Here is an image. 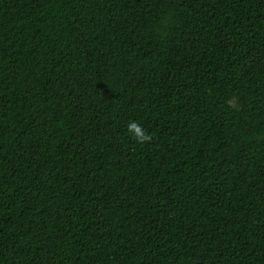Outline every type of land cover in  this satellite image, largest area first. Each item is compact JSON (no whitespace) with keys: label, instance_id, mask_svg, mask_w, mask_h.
Here are the masks:
<instances>
[{"label":"trees","instance_id":"16d2710c","mask_svg":"<svg viewBox=\"0 0 264 264\" xmlns=\"http://www.w3.org/2000/svg\"><path fill=\"white\" fill-rule=\"evenodd\" d=\"M0 264H264V0H0Z\"/></svg>","mask_w":264,"mask_h":264},{"label":"clouds","instance_id":"9594fccd","mask_svg":"<svg viewBox=\"0 0 264 264\" xmlns=\"http://www.w3.org/2000/svg\"><path fill=\"white\" fill-rule=\"evenodd\" d=\"M130 128L131 129H135L136 128V125L135 124H132V125H130ZM138 139H143L142 137H138Z\"/></svg>","mask_w":264,"mask_h":264}]
</instances>
